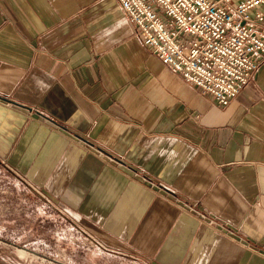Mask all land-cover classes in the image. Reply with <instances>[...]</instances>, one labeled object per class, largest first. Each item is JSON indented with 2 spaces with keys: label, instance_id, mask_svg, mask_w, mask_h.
Here are the masks:
<instances>
[{
  "label": "crops",
  "instance_id": "0c3cea01",
  "mask_svg": "<svg viewBox=\"0 0 264 264\" xmlns=\"http://www.w3.org/2000/svg\"><path fill=\"white\" fill-rule=\"evenodd\" d=\"M0 164L101 264H264V58L222 106L117 0H0Z\"/></svg>",
  "mask_w": 264,
  "mask_h": 264
},
{
  "label": "built area",
  "instance_id": "2783aa9c",
  "mask_svg": "<svg viewBox=\"0 0 264 264\" xmlns=\"http://www.w3.org/2000/svg\"><path fill=\"white\" fill-rule=\"evenodd\" d=\"M117 1L162 64L222 106L264 58V0Z\"/></svg>",
  "mask_w": 264,
  "mask_h": 264
},
{
  "label": "rangeland",
  "instance_id": "374dc122",
  "mask_svg": "<svg viewBox=\"0 0 264 264\" xmlns=\"http://www.w3.org/2000/svg\"><path fill=\"white\" fill-rule=\"evenodd\" d=\"M87 233L22 176L0 164V264H101L93 258L97 251ZM105 261L123 264L115 258Z\"/></svg>",
  "mask_w": 264,
  "mask_h": 264
}]
</instances>
